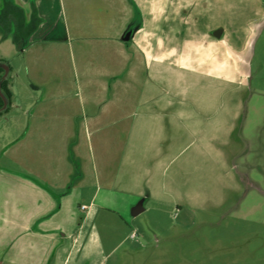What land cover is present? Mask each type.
<instances>
[{
  "label": "crops",
  "instance_id": "crops-1",
  "mask_svg": "<svg viewBox=\"0 0 264 264\" xmlns=\"http://www.w3.org/2000/svg\"><path fill=\"white\" fill-rule=\"evenodd\" d=\"M2 5L13 29L24 30L28 49L25 73L0 56L10 66L5 77L13 94L9 112L0 115V264H92L93 247L102 249L116 230L120 238L106 240L105 256L139 236L120 206L133 217L145 211L148 193L164 189L167 168L155 165L166 157V132L174 142L185 135L167 113L176 107L167 98L176 85L163 73L162 43L158 38L159 51L140 44L145 23L133 20L140 15L133 0H96L89 17L65 0ZM3 14L0 8V25ZM43 41L72 42L82 86H68L63 73H41L35 43ZM175 175V168L168 173L174 186ZM142 198L144 209L133 215ZM105 256L93 264H105Z\"/></svg>",
  "mask_w": 264,
  "mask_h": 264
},
{
  "label": "rangeland",
  "instance_id": "rangeland-1",
  "mask_svg": "<svg viewBox=\"0 0 264 264\" xmlns=\"http://www.w3.org/2000/svg\"><path fill=\"white\" fill-rule=\"evenodd\" d=\"M4 1L0 56L25 73L28 43L21 45L24 30L9 24ZM95 1L65 0L88 17ZM133 1L141 15L133 20L145 23L140 44L151 50L158 38L162 43L163 73L176 85L167 96L176 107L167 113L186 136L174 142L166 132V157L155 165L167 168L164 189L148 193L145 211L133 217L120 206L139 236L105 256L104 245L120 238L116 230L102 249L93 247L91 262L105 256V264H264V0ZM218 29L222 34L215 36ZM45 43H35L41 73H63L68 86H82L72 42ZM134 73H140L136 66ZM139 84L135 80V90ZM174 168L176 187L168 177ZM129 247L141 248L124 251Z\"/></svg>",
  "mask_w": 264,
  "mask_h": 264
},
{
  "label": "trees",
  "instance_id": "trees-1",
  "mask_svg": "<svg viewBox=\"0 0 264 264\" xmlns=\"http://www.w3.org/2000/svg\"><path fill=\"white\" fill-rule=\"evenodd\" d=\"M0 62L5 63L8 66V69H10V66L2 59H0ZM5 73V69L0 66V83H1V91L5 97V99L0 94V115L5 114L9 112L12 104V97L13 94L11 90L8 88V77L2 78ZM4 100H6V105L4 106Z\"/></svg>",
  "mask_w": 264,
  "mask_h": 264
},
{
  "label": "water",
  "instance_id": "water-1",
  "mask_svg": "<svg viewBox=\"0 0 264 264\" xmlns=\"http://www.w3.org/2000/svg\"><path fill=\"white\" fill-rule=\"evenodd\" d=\"M130 34H131V30L130 31H128V33H127V38L130 36ZM213 34L215 35V36H220L221 35V29H218V30H215V31H213ZM0 66H2L4 69H5V73H4V75H3V77L2 78H5V76H6V74L8 73V66L5 64V63H2V62H0ZM0 94H1V96L5 99V97H4V95H3V93H2V91H1V83H0ZM6 105V100H4V106ZM144 209V199L142 198V199H140L139 201H138V203L134 206V211L132 212V214L133 215H137V214H139L142 210Z\"/></svg>",
  "mask_w": 264,
  "mask_h": 264
},
{
  "label": "built area",
  "instance_id": "built-area-1",
  "mask_svg": "<svg viewBox=\"0 0 264 264\" xmlns=\"http://www.w3.org/2000/svg\"><path fill=\"white\" fill-rule=\"evenodd\" d=\"M84 207V206H83Z\"/></svg>",
  "mask_w": 264,
  "mask_h": 264
}]
</instances>
